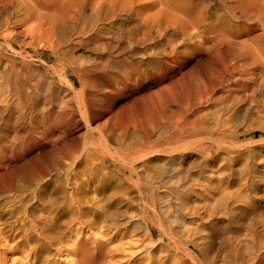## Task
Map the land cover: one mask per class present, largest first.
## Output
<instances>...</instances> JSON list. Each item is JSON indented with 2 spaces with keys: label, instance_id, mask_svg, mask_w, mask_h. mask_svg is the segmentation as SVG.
Returning <instances> with one entry per match:
<instances>
[{
  "label": "bare ground",
  "instance_id": "bare-ground-1",
  "mask_svg": "<svg viewBox=\"0 0 264 264\" xmlns=\"http://www.w3.org/2000/svg\"><path fill=\"white\" fill-rule=\"evenodd\" d=\"M13 3H17V6L24 10V15H21L23 16V19H21L24 20L26 25H28L27 27H23L24 29L26 28L24 31L28 30L30 34L38 36V38L34 36V38L37 39L44 36L55 37L56 33L62 37L64 32L68 33L66 36H69L70 34L72 35V32L80 25V23L78 25V22L81 20L84 22L83 25L85 26L81 31L82 35L78 32L81 37L76 38V40L80 46L81 44H87V47L88 45L91 46L92 50L95 51L97 49V56L94 57V59L92 58L93 56L91 57L93 61L89 60V62L92 61L91 65L89 64V67L80 66L78 69L75 68L76 72L79 74L83 88L89 80L91 81L89 78L90 73H94L97 70L99 75L103 74L104 77L107 78L109 85L113 86V84L117 83L119 79H122L123 83H121L119 90L116 88L111 89V91L109 90L110 93H108L107 96H104L103 100L99 101L100 105H102L101 107H103L101 110V120H105L101 122L102 125H100L102 131L92 128V117L90 113L87 114V112H83L81 114L80 123H82V127L84 126L88 129L87 139L96 147V153L91 154L88 149L89 147L86 145L84 146V149L77 147L78 139L68 138L69 135L72 136L71 133L73 131L71 130L68 132V136L65 134L61 139L55 136L51 137L50 141L52 144V150L49 152L45 161L38 163L33 167L28 165L29 167L24 166L18 168L20 174H22L21 172L25 174L24 179L20 178L24 183H21L17 178L18 176H16L19 182H12L9 191H13V193L14 191L22 194L27 193L29 200L27 198H21L24 199V201L19 199L21 202L19 203V206L15 207L13 205V208L10 207L12 209H8L5 214H2L4 220L3 223L8 227H12L10 221L13 220V218L19 220L20 217H25L23 220V227H26L28 224L30 225L29 232L26 231L27 240L30 241L33 237H36V235L39 234L41 237V234L43 233L40 230V232H37V228L35 229V226L32 224L33 221L39 223L45 228L44 232L50 235V240L49 243H45L47 246H43L41 251L37 254L36 261L30 260L29 255L21 253V256L13 259L12 264H61V258H64L67 264H102L94 258V255L103 247V244H105L102 240L107 237V234L102 236L101 239H96L89 237L88 234L85 235L84 230L77 229L65 240L67 248L61 246L62 243H64L61 238L63 235L62 233H65L67 227L69 228V225L74 223V218L72 219L73 223L70 224L69 222L71 220H69L67 216V214H69V209L75 207L76 214L84 219V222H81L84 225L92 227L96 224V218L92 215V209L88 206L89 203L86 201L85 203L77 204L73 199L72 194L74 193L72 192L71 184L73 183L72 179L77 174L74 169L75 163L76 165H80L84 162L91 164L93 169L90 170V174L97 179H99L102 172L107 170L111 165H118L120 167L119 174H121L123 170H127L129 172V179L136 178L137 181L135 180L136 182L134 185L138 189H141L143 186L141 182L144 174L142 171L139 172V170L140 168L142 169V167L146 170H154L151 166H153L155 162H158V160L169 159L170 161H173L176 160V158L184 159L185 157H192L195 154H204L208 159H213L215 151L227 150V148L232 147L230 146L231 144L238 143V141H240L239 138L244 134L246 135V132L250 129L249 126L253 123L252 121L256 120L258 122V117L253 120L258 112H252L250 106L252 103L254 105V102H257L254 101V99H256L254 98V93L264 90V0H0V7L8 6L9 4L12 5ZM6 8L8 9V7ZM89 10L91 12V14H88L90 15V19L85 15ZM13 12L15 13L16 11L14 10ZM1 16L3 17L2 14ZM16 17L19 18L17 15ZM15 22L13 23L15 24ZM7 27H9V25ZM10 32L12 33L13 31ZM14 33L16 35V32ZM30 34L29 36L31 37L32 35ZM21 35L22 37L25 36V34L24 36L23 34ZM75 36L78 37V35ZM85 36H87V38H85ZM22 37L20 38L22 39ZM54 37L52 38L54 39ZM33 39L31 42H33ZM53 39L52 41H54ZM65 39L63 38L64 42ZM21 42L23 43V41ZM34 43L31 44L35 46ZM68 44L69 43H67V45ZM69 56L74 58V60L82 57H79L78 54L75 55L74 50L72 49L69 51ZM124 56H126V58H124ZM84 58H86V54ZM85 60L86 59H84L83 62ZM62 61L61 63H63ZM229 68H232L233 71H229L230 75L227 76V80H224L226 78L223 79V81H225L223 88L219 86L223 91L213 89V80L216 78L219 80L218 76L223 72L230 70ZM69 79L71 80V78ZM6 84H8V82ZM104 84L100 81L99 76L98 90L100 96L106 85ZM71 89L73 90V85L71 86ZM75 95L81 96L82 90ZM56 96L58 95L56 94ZM8 98V95H2L0 97V104L7 105L9 103ZM58 98L59 97H57V99ZM97 98L98 97H96V99ZM258 98L260 99V97ZM46 100L47 99L44 101ZM209 100L212 103L211 105L208 104ZM66 101L67 100H65V102ZM65 102L63 103V106L65 105ZM35 103L39 106L42 104V102L40 103V99L35 100ZM18 104L20 107L16 112H18L19 118L27 113L24 112L27 103L26 101H23ZM47 104L48 103L43 102L42 105L46 106ZM57 105L59 106V104ZM256 105L258 104L256 103ZM39 106L38 108L40 109ZM259 106L256 108H259ZM262 106L264 107V105ZM3 109H1L0 112H2ZM73 114L70 115L73 116ZM260 114H258V116ZM263 116H260L262 122ZM12 117H14V115ZM13 120L14 118L12 121ZM12 121L10 122L11 124H13ZM257 122L255 123L257 124ZM10 123L8 125H11ZM66 123H68L67 120ZM7 124L5 128H7ZM14 126L12 128H14ZM22 126L23 125L21 124V127ZM69 126L71 125L69 124L68 127ZM76 127L77 126L74 128ZM0 129L2 130V128ZM7 131L9 130L7 129ZM63 131L66 130L63 129ZM96 132H99L100 134L101 139L98 141L102 140V146L100 142L96 144ZM10 137L12 136L10 135ZM47 137L46 139H48ZM34 141H36V139ZM59 141H62V143L60 144ZM35 143H37V141ZM246 143L247 142L245 141L244 144ZM34 146L36 145L34 144ZM5 147L6 146L3 148L7 151ZM29 150H31V148ZM80 150H85L83 157ZM94 154L96 155L95 161H97V163L99 162L96 165L92 160L93 158L90 157L94 156ZM6 155L7 154H5V156ZM108 159L111 160V163L109 164H107ZM200 159H202V157ZM25 161H23V163H25ZM215 171L216 170H214V172ZM175 172L177 173V170ZM212 175L214 174L212 173ZM217 182L215 183L217 184ZM1 183H4V181ZM192 183H196V181ZM100 184L98 183V185ZM220 184L221 182L218 184L219 188ZM204 187H206V185ZM212 187L214 188L213 184ZM204 190L207 192V189L204 188ZM221 191L219 193H221ZM226 191V194H223L224 198L228 195L227 193H229V190ZM213 194L212 196L210 195L212 198H214ZM220 195V197H222V194ZM198 196H201V194ZM236 197H238V194H236ZM14 199L18 200L16 197H14ZM228 199H230V197ZM228 199H225V201H228ZM217 200L212 203L215 202V204H217ZM27 201L31 203L29 204ZM222 201L223 199L221 202ZM237 201L238 200H236V202ZM223 203L224 201L222 204ZM225 204L226 203H224V207L226 206ZM240 204H242V202ZM237 212L239 211H236V213ZM39 213H54V216L43 218V215L42 217L36 215ZM29 215H32L33 217L29 218ZM77 215L75 216V220H79L80 218ZM25 220H27L28 223H26ZM89 240H93L94 242H90ZM242 248L244 249V247ZM262 250L263 249H261V251ZM234 257L235 256H233L232 259L230 258L232 262ZM230 259H228V261H230ZM247 263L248 261L245 264ZM0 264H8L7 258L0 257Z\"/></svg>",
  "mask_w": 264,
  "mask_h": 264
},
{
  "label": "rangeland",
  "instance_id": "rangeland-1",
  "mask_svg": "<svg viewBox=\"0 0 264 264\" xmlns=\"http://www.w3.org/2000/svg\"><path fill=\"white\" fill-rule=\"evenodd\" d=\"M10 5L11 4H9L8 6L6 5L0 7V76H1L0 97L2 95L4 96L8 95L9 97L8 98L9 103L7 105L0 104V111L1 109L4 108L2 112H0V128H2V130L0 129V131H2L0 132V143H2L0 144V148H1L0 153L1 152L4 153V154L3 153L0 154V162H1L0 163V188H1L0 189V257H6L8 260V264H12L13 259L21 256V253H25L26 255H29L30 260L36 261L37 254L41 251L43 246H47L45 243H49L50 240V235L44 232L45 228L39 223H36L34 221L32 222V224L35 226V229L37 228V232L41 231L43 233L41 234V237L39 234L36 235V237H33V239H31L30 241L27 240L26 231L29 232L30 225L28 224L26 227H23L24 224L23 220L25 219V217H20L19 218L20 221L18 219L13 218V220L10 221L12 223L11 225L12 227H8L3 223L4 220L2 218V214H5L8 209H12L13 205L15 207L19 206V203H21L20 200L24 201V199L26 198L29 200L27 193L26 195L25 193L22 194L14 191L15 193L14 194L13 191L12 192L9 191L10 184L12 182H19L18 180H20L21 183H24L22 179H24L25 174L23 172H21L22 174H20L18 168L24 166L27 167L28 165L33 167L36 164L45 161L49 155V152L52 150V144L50 141L51 137L55 136L61 139L62 137L65 136V134L68 136V132H70L71 130L73 131L71 133L72 136L69 135L68 138L78 139L77 147L84 149L85 148L84 146L86 145L87 147H89L88 149L91 154L96 153L95 151L96 147L94 146L93 143H91L90 140L87 139L88 129H86V127L84 126L82 127V123H80L81 114L83 112H87V114L90 113L92 117V126H93L92 128L95 130L99 129L102 131L100 125H102L101 122L105 120L104 119L101 120V110L103 107H101L102 105H100L99 101L103 100L104 96H107L108 93H110L109 90L111 91V89L113 88L119 90L121 83H123V80L119 79V81L113 84V86L109 85L107 78H105L103 74L99 75L97 70L94 73L93 72L90 73L89 78L91 79V81L89 80L87 84L84 86V88L82 87L79 74L76 72L75 68L78 69L80 66L89 67L94 57L97 56V49L94 51L92 50L91 46L88 45L87 47V44H81L80 46V44L76 40V38L81 37L79 36V34L82 35L81 31L85 26L83 25L84 22L82 20L78 22V25L79 23L80 25L77 26L78 28L74 30L75 32L73 31L74 34L72 32V35L70 34L69 36H66L68 35V33L64 32L62 37L61 35L56 33L55 37L52 36L54 37V39L49 36H44L42 38L39 37L40 39H37L38 36L30 34L28 30L24 31L26 30V28L24 29L23 27L28 26L24 23V20H22L23 16L21 15H24L23 14L24 10L18 7L17 3H13L11 6ZM14 5L17 7H15ZM6 7H8L9 11ZM13 9L16 11L15 13L13 12L14 11ZM1 14L3 15L4 18L1 16ZM88 14H91L90 10L85 14L88 16L86 17L90 19V15ZM16 15L19 18H17ZM12 20L13 22L18 21L19 23L15 22L14 24ZM8 25L9 27H7ZM13 27L16 28L18 27V28L16 29ZM19 30L20 31L23 30V31L20 32ZM10 31H13L12 32L13 35ZM14 32H16V35ZM19 32L23 34V36L25 34V36L22 37V35ZM29 34L32 36L30 37ZM75 35H78V37ZM34 36L37 38H34ZM20 37H22V39ZM63 38L64 39L66 38L67 40L65 39L64 42ZM85 38H87V36H85ZM32 39L33 42H31ZM52 39L54 41H52ZM21 41H23V43ZM35 41H37L38 43ZM29 43L30 44L34 43L35 46H33L32 44L30 45ZM67 43L69 44L67 45ZM71 49L74 50L75 55L78 54L79 57L81 56L82 57L75 60L74 58H71V56H69V51ZM85 54H86V58H84ZM124 58H126V56H124ZM84 59L86 60L83 62ZM89 60L92 61L89 62ZM61 61L63 63H61ZM71 63L75 66H73ZM229 71H233L232 68L228 71L223 72L224 74L223 73L220 74L218 76L219 80L216 78L218 81L216 79L213 80L212 82V88L214 87L213 89L216 90L219 89V91H223V89H221L225 85V81H223V79L226 78L224 80H227V76L230 75ZM99 76H100V81H102L103 84L105 81V84L108 85L106 86L104 84L105 85L103 90L104 92L102 91L101 96L103 94L104 95L102 97L100 96V92L98 90ZM69 78H71V80ZM7 82L8 84H6ZM72 85H73V90L71 89ZM219 86H221V88ZM58 87L60 88V90ZM53 90L55 91L57 90V91L55 92ZM81 90H82V95L76 96L75 94L79 93ZM261 92L258 91L255 92L257 94L254 93V98H256L254 99V101H257L256 103L258 105H256V103L254 102V105L252 103L250 106V110L252 112H258V114L261 113L259 116L257 114L255 118H253L254 120L258 117L257 118L258 122L256 120L252 121L253 123L250 125L251 127L249 126L251 130L248 128L250 131L248 130L246 132V135L245 134L242 135L239 138L240 141H238V143L236 142L235 144H231L230 146L232 147L227 148V150L215 151L213 159H208L204 154H195L192 157H185L184 159L176 158V160L173 161H170L169 159L166 160L163 159L164 161L158 160L159 163L155 162L154 165L151 166L154 168V170H146L144 167H142V169L140 168L139 170V172L142 171L144 174L143 180L141 182L143 185L141 189H138L134 185L135 182L137 181L136 178L129 179V172L127 170H123V172L119 174L120 167L118 165L115 166L111 165L107 169L108 171L103 169L104 171L102 172L100 178L97 179L96 177L90 174V170L93 169V166L91 164H87L84 162L80 165H76L75 163L74 169H75V173L77 174L72 179L73 183L71 184L72 192L74 193L72 194L73 199L77 202V204L79 203L82 204L85 203L86 201L89 203L88 206L92 209V215L94 216V218H96L95 220L96 224L92 227L88 225H84L83 223H81L84 222V219L76 214L75 207L69 209V214H67L69 220L71 219L69 222L70 224L73 223L72 219L74 218L75 224L74 223L73 224L75 226L73 224H71L73 226L69 225L70 227L69 228L67 227L65 233H62L63 235L61 236V238L63 240L62 242L64 243H62L61 246L67 248V243L65 242V240L70 235H72L75 230L82 229L84 230L85 235L88 234L89 237H93L96 239H101L102 236L107 234V237L104 240H102L105 242V244H103V247L99 249L94 255V258H96L97 261L102 264H115V263H119V264H240L241 262L245 264L247 261H248L247 264H253V263L263 264L264 263V182H263L264 181V140H263L264 124L262 123H264V116H263L264 107L262 105H264L263 104L264 90ZM56 94L58 96H56ZM257 96L260 97V99ZM57 97L59 98L57 99ZM61 97L64 101L61 99ZM96 97H98L99 100L98 98L96 99ZM257 98L259 101L257 100ZM39 99H40V103L42 102L43 104L44 102L48 104L46 106H43L42 104L39 106L38 104L35 103V100H39ZM45 99L47 100L44 101ZM65 100H67L66 101L67 103L65 102ZM23 101H26L27 103L26 110H24V112L27 113L25 114L26 116L23 115L20 116L21 118L20 117L18 118L19 115L18 112H16L20 107L18 103H21ZM64 102H65L64 105L65 107L63 106ZM57 104H59V106ZM208 104L210 105L212 104L210 100ZM38 106L40 107V109L38 108ZM47 106H49L50 108ZM258 106L259 108H256ZM43 108H44V112H43ZM45 108H47L48 110ZM70 114H73L74 117ZM8 115H9V119H8ZM13 115L14 117H12ZM48 116L51 118H49ZM260 116H263L262 117L263 122L261 121ZM13 118L14 120L12 121ZM57 118L58 119L61 118L59 119L60 121ZM76 118L78 119V121ZM62 119L64 120V122ZM9 120H11L13 124H11L10 123L11 121ZM66 120L68 121V123H66ZM7 121L11 125H8L9 123ZM4 122L6 124L8 123L7 125L9 126V128L8 126L7 128H5L6 124ZM255 122H257V124ZM15 123L17 126L15 125ZM21 124L23 125L22 127ZM69 124L71 126L68 127ZM13 126L14 128H12ZM75 126L77 127L74 128ZM62 128L65 129L66 131H63ZM7 129L9 131H7ZM43 131L46 132L44 133ZM46 134L48 135V137ZM10 135L12 137H10ZM46 137L49 139V141L48 139H46ZM35 139L37 143H35L36 142L34 141ZM99 139H101L100 134L99 132H96V144L100 142L102 146V140L98 141ZM253 140L256 142H254ZM245 141L247 142L246 143L247 145L244 144ZM59 143L61 144L62 141H59ZM6 144L7 145L9 144L8 147ZM34 144L36 146H34ZM239 144H241L242 146ZM2 146L3 147L6 146L5 148L7 151H5ZM30 148L31 150H29ZM84 153L85 150L81 151L82 157ZM5 154L7 155L5 156ZM90 157L93 158L92 160L95 165L99 163L95 161L96 160L95 154L94 156H90ZM201 157L203 160L200 159ZM228 160H232V161H228ZM23 161H25V163H23ZM109 163H111L110 159H108L107 164ZM4 165L7 167H5ZM176 170L177 173L175 172ZM214 170L216 171L214 172ZM212 173L214 175H212ZM16 176H18L17 177L18 180ZM3 181L4 183H1ZM194 181H196V183H192ZM217 181L219 183L221 182L220 188L218 186L219 183ZM215 182H217V184ZM98 183L100 185H98ZM212 184L215 189L212 187ZM205 185L208 188L204 187ZM201 187L203 188V190ZM204 188L207 189L206 190L207 192H205ZM226 190H229V193H227L229 196L227 195L228 197L225 196L224 198L223 196L226 194V192H228ZM220 191L221 193H219ZM213 192L215 195L213 194ZM199 193L201 194L202 197L198 196L200 195ZM211 193L213 194L214 198L211 197L212 196ZM216 194L218 198L216 197ZM220 194H222V197H220L221 196ZM236 194H238V197H236ZM241 196L242 197L244 196L243 197L244 199ZM14 197H16V199L18 200H15ZM229 197L230 199L231 198L232 199L231 200L228 199ZM222 199L224 203H226L225 207H224V203L222 204L223 201L221 202ZM225 199H228V201L226 200L227 201L226 202ZM208 200H210L211 203L215 200H217L216 202L218 203L221 202V203L215 204L214 202L211 205L210 201ZM236 200L238 201L236 202ZM27 202L29 204L31 203L29 201ZM235 202L238 204H236ZM241 202L242 204H240ZM235 207H237L239 210ZM235 210L239 212L236 213ZM42 213L36 215L40 217H42L43 215V218L47 216H54V213H49V214L47 213L42 214ZM76 215L80 217L79 220L78 219L75 220ZM32 217H33L32 215L31 216L29 215V218ZM14 219L16 222L14 221ZM25 222L28 223L27 220H25ZM89 241L94 242L93 240H89ZM260 241L263 243H261ZM245 243H247L248 245ZM242 247H244V249ZM247 248L249 251L247 250ZM261 249L263 250L261 251ZM256 253L258 254L259 257L257 256ZM232 255L235 256L233 258L234 259L233 262L231 260L233 257ZM228 259H230V261H228ZM61 262H62L61 264H67L64 258H61Z\"/></svg>",
  "mask_w": 264,
  "mask_h": 264
}]
</instances>
